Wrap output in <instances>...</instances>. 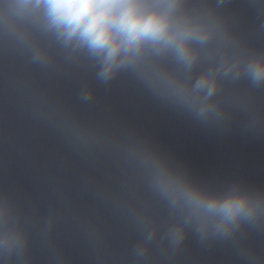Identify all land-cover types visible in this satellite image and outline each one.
Wrapping results in <instances>:
<instances>
[{"label": "clouds", "instance_id": "clouds-1", "mask_svg": "<svg viewBox=\"0 0 264 264\" xmlns=\"http://www.w3.org/2000/svg\"><path fill=\"white\" fill-rule=\"evenodd\" d=\"M230 0H0V44L44 70L86 64L100 85L126 74L162 105L206 126L227 124L237 110L253 111L264 89V49L253 47L226 14ZM264 30V23L260 25ZM245 82L246 90L238 86ZM94 89L79 98L89 102ZM83 146L117 148L167 210L161 225L140 206L122 208L140 232L133 264H152V252L173 256L189 234L201 243L225 241L242 229H264V189L241 180L210 187L142 140L93 134L49 109ZM259 117L252 124L259 123ZM35 221L0 194V264H30ZM53 223L49 217L44 232Z\"/></svg>", "mask_w": 264, "mask_h": 264}]
</instances>
